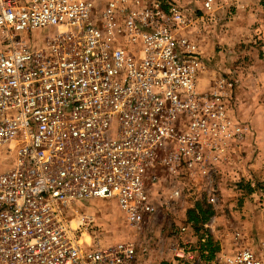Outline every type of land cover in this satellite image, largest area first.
Segmentation results:
<instances>
[{
  "label": "built area",
  "instance_id": "2783aa9c",
  "mask_svg": "<svg viewBox=\"0 0 264 264\" xmlns=\"http://www.w3.org/2000/svg\"><path fill=\"white\" fill-rule=\"evenodd\" d=\"M91 12L88 0H0V264H139L137 244L82 240L71 205L114 198L140 234L155 197L216 211L222 177L242 192L234 169L252 133L230 113L233 79L199 89L193 21L163 0ZM46 28L42 46L16 35ZM247 181L264 228V180ZM215 218L177 226L161 264H264V232L210 251Z\"/></svg>",
  "mask_w": 264,
  "mask_h": 264
},
{
  "label": "rangeland",
  "instance_id": "374dc122",
  "mask_svg": "<svg viewBox=\"0 0 264 264\" xmlns=\"http://www.w3.org/2000/svg\"><path fill=\"white\" fill-rule=\"evenodd\" d=\"M92 7L91 16L100 20L101 13L103 8L105 7L108 0H88ZM146 1V0H143ZM164 2H170L175 4L180 11L185 14L188 18L193 21L192 26L188 29L190 30L196 24V5L198 1L202 0H163ZM195 7L190 10V6ZM195 10V11H193ZM206 16H204L203 21H205ZM187 31V30H186ZM185 31V32H186ZM55 32V28H46L33 31L32 33L21 32L16 33L17 36L23 38L27 43L36 42L37 46H42L45 41L50 38ZM184 32V33H185ZM193 39V38H192ZM196 40V39H195ZM216 49V46H215ZM211 64V63H209ZM238 67H243L244 65H240L237 63ZM251 67V66H250ZM244 68V67H243ZM238 69V68H237ZM234 68L233 74H230V78L235 82V98L240 97V103L242 102L245 105L247 102L245 96V92H239L238 87L240 85V81L246 78V81H250L252 78L249 76H242L239 73L240 70ZM247 73H249V66L246 67ZM245 69V71H246ZM252 70V69H251ZM262 79L255 74V77L258 78L257 87L255 84V78L253 79L252 91L250 92L254 97V102L260 104V111L258 112V122L257 126L259 132L253 127V138L248 141L243 150L241 161L237 162L236 167L234 169L237 174L235 178L241 181L240 187L242 189L241 193L247 194L249 192L250 186L247 185V180L252 179L254 183L257 181L259 177L256 175H260L264 173V63L260 66ZM250 74V73H249ZM200 80L198 82V87L200 90H203L209 80L210 76L204 75V73H200ZM206 82L202 81L204 78ZM240 93V94H239ZM249 94V92H248ZM250 96V94H249ZM248 98V97H247ZM237 100V99H236ZM253 100V99H252ZM258 106V107H259ZM257 107V108H258ZM262 114V115H261ZM241 118L246 121L245 117L241 116ZM248 122V121H247ZM245 123V122H243ZM254 134L256 137H254ZM252 165V166H251ZM12 167V166H11ZM253 168V169H252ZM228 180L222 177V183H220V200L219 204L216 208V211H213V217L216 212L218 216L215 218V222L212 226V232L208 233V241L210 244L215 247L217 246L216 241V231L220 232L219 237L224 234L223 239L231 238L233 240L234 233L236 229L240 232L241 236H244L242 230L240 228L247 225V220L251 223V219L253 221L256 219L255 217H248L245 215V211L241 210L238 212L237 202L234 203L233 200H237L242 198L244 194L236 191L231 185L230 177H227ZM239 181V182H240ZM251 189V188H250ZM200 190V189H198ZM187 195V196H186ZM237 196V197H236ZM244 198V197H243ZM156 201L160 205L157 210L155 219L151 222L148 229L142 231V233L134 232L129 226L123 212L117 205L116 199H96V200H88L82 202H76L71 205L70 209L67 212L69 221L71 220L72 226H77L80 224L82 227V221L84 218L91 220V224L86 230H80L83 233L82 240L85 241H94L97 240L99 243L107 245V244H115L119 242H132L139 246V264H161L164 258L167 257V252L165 249L168 244L175 240L176 237L173 233V230L177 228V226L182 225L186 222V211L193 207L194 203L191 201L188 193H185L184 197H181L179 201L174 202H164L158 201L155 197ZM248 200V199H247ZM234 204V205H233ZM250 204H246L247 206ZM243 206V204H242ZM241 206V207H242ZM247 213V212H246ZM209 220V219H208ZM208 220L205 222L207 223ZM204 223V224H205ZM252 230L247 232L245 235L246 241L248 237H253L255 235L261 236L264 232L263 223L260 220V217L253 222L251 225ZM256 226V227H255ZM262 227V228H261ZM258 228V229H257ZM261 228V229H260ZM258 233V231H261ZM205 233V232H204ZM203 233V235H204ZM261 234V235H260ZM250 242V241H247ZM256 243V242H255ZM218 248V247H217Z\"/></svg>",
  "mask_w": 264,
  "mask_h": 264
},
{
  "label": "crops",
  "instance_id": "0c3cea01",
  "mask_svg": "<svg viewBox=\"0 0 264 264\" xmlns=\"http://www.w3.org/2000/svg\"><path fill=\"white\" fill-rule=\"evenodd\" d=\"M205 1H198L197 5L194 3V6L189 7L192 10L196 5V16L198 17L195 21V26L184 34L196 44L199 50L203 63L202 73L204 75L211 78L218 75H226L227 78H230L229 75L233 74L234 68H238L240 70L239 73H242V70L244 72L240 74L242 79L246 75L252 78L248 82L244 78L240 81L238 87L239 92L243 91L246 93L244 97L247 103L245 105L242 102L240 103L239 96L242 94L235 98L234 87L230 112L235 119L245 122L249 126L252 139L253 127L258 128V118L256 117L260 111V104L258 101L254 102V97L250 92L253 86L259 87L257 85L258 80H256L258 78L255 77V74L262 79L260 66L264 63V0H212L211 11H207L204 8ZM204 16H206L205 21H203ZM238 62L240 65H244V68L238 67ZM247 65L250 68L248 70L250 74L247 73ZM253 79L256 84L252 86ZM205 80H207L206 77L204 80L202 79L204 83L206 82ZM241 116L248 120L244 121ZM256 130L258 131V129ZM254 137H256L255 134ZM256 177H259L257 178L258 180H264V173L256 175ZM233 202H237L238 212H240L241 208L248 217H255L256 219L260 217L253 198L246 200L242 197L240 199L237 198V200L234 199ZM248 202L250 204L247 206ZM216 216H218L217 212ZM256 219L253 221L252 218L251 223L247 220V225L240 228L244 236L252 230L251 225ZM261 232L262 230L258 231V233ZM219 233L216 231L217 247L227 251L230 248L229 244L232 242V237L223 239L225 237L224 234L220 238Z\"/></svg>",
  "mask_w": 264,
  "mask_h": 264
},
{
  "label": "trees",
  "instance_id": "16d2710c",
  "mask_svg": "<svg viewBox=\"0 0 264 264\" xmlns=\"http://www.w3.org/2000/svg\"><path fill=\"white\" fill-rule=\"evenodd\" d=\"M250 191V188H249ZM213 215V209L211 206L205 203H195L193 207L186 211V222L192 223L195 230H198L211 216ZM210 251H214L213 247L209 243ZM216 246V250H217Z\"/></svg>",
  "mask_w": 264,
  "mask_h": 264
}]
</instances>
